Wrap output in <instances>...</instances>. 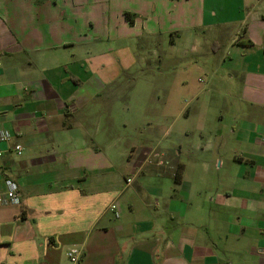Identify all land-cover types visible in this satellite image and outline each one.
<instances>
[{
  "label": "crops",
  "instance_id": "obj_1",
  "mask_svg": "<svg viewBox=\"0 0 264 264\" xmlns=\"http://www.w3.org/2000/svg\"><path fill=\"white\" fill-rule=\"evenodd\" d=\"M138 83L189 143H138ZM0 131V264H264V0H0Z\"/></svg>",
  "mask_w": 264,
  "mask_h": 264
},
{
  "label": "rangeland",
  "instance_id": "obj_2",
  "mask_svg": "<svg viewBox=\"0 0 264 264\" xmlns=\"http://www.w3.org/2000/svg\"><path fill=\"white\" fill-rule=\"evenodd\" d=\"M152 68V66H151ZM153 69V68H152ZM168 71V69H166ZM148 70L147 75L149 76V80L152 81V84H158L157 82L153 81L154 77H152L151 74H149ZM202 75H196L193 79L194 85L197 88V92L200 93V95H204L203 87H205V84L202 82H197V79H202ZM169 81L173 79V76L168 77ZM171 79V80H170ZM140 84V85H139ZM223 86H228L227 83H218V87L220 88V91L223 90ZM141 83H138V86L136 87V90L132 93L126 94L125 98L122 99L125 103H129L132 110L131 114H133L134 119L136 120L137 117L142 114V116L150 118V125L147 123H135V128L139 127L140 134L135 135L136 140L138 143H144L145 145L154 146L156 144H159L160 146L164 143L166 139H168L169 132L172 134L173 137H176L179 135L181 130L188 129L191 131V134H189L188 137H183L182 143H189L191 141L192 135L195 134V128H196V116L193 115V106H190L191 108L188 109V115L189 118L186 119L185 117H181L182 119H179V112L181 111V104L179 101L177 102H169V96L168 95H174V94H166L163 92H159L158 89H156L155 92H146L145 88H143ZM181 97H183V103L187 100L186 94H180ZM219 98V97H218ZM218 98L215 99L218 100ZM220 100H222L220 98ZM188 102V100H187ZM186 109H184L185 111ZM167 114L169 116V120H167L164 115ZM145 121H148L147 119ZM131 124H129L128 129L132 127ZM136 125V126H135ZM169 129L170 131L166 133V130ZM130 134V131L126 132ZM143 139V140H142ZM140 141V142H139ZM156 160V159H155ZM154 160V161H155ZM155 162H159L156 160ZM163 162V161H162ZM160 166L166 167L165 169L169 170V167L174 168L175 164L169 159V164L165 166L164 164H161Z\"/></svg>",
  "mask_w": 264,
  "mask_h": 264
},
{
  "label": "built area",
  "instance_id": "obj_3",
  "mask_svg": "<svg viewBox=\"0 0 264 264\" xmlns=\"http://www.w3.org/2000/svg\"><path fill=\"white\" fill-rule=\"evenodd\" d=\"M0 143L5 144L7 146V150H0V158L3 156L5 152H13L16 156H21L22 147L17 144H12V136L7 131H0ZM5 186L4 197L7 203L10 206H18L20 204V198L18 195V188L16 184L9 180H2ZM109 210L113 213L114 217L117 218L119 215L118 207L116 204L112 203L109 206ZM79 251L76 249H70L67 253V257L71 263L76 264L79 260Z\"/></svg>",
  "mask_w": 264,
  "mask_h": 264
},
{
  "label": "trees",
  "instance_id": "obj_4",
  "mask_svg": "<svg viewBox=\"0 0 264 264\" xmlns=\"http://www.w3.org/2000/svg\"><path fill=\"white\" fill-rule=\"evenodd\" d=\"M126 17H127L128 21H130V19L128 18V15H126ZM172 176H173L174 183H176V184L180 183V180H181V166H176V168L172 172Z\"/></svg>",
  "mask_w": 264,
  "mask_h": 264
}]
</instances>
